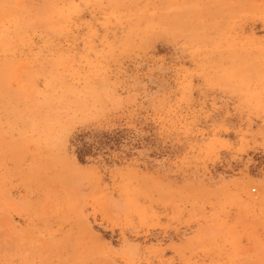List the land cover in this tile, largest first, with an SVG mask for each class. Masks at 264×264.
Here are the masks:
<instances>
[{
    "label": "rangeland",
    "instance_id": "1",
    "mask_svg": "<svg viewBox=\"0 0 264 264\" xmlns=\"http://www.w3.org/2000/svg\"><path fill=\"white\" fill-rule=\"evenodd\" d=\"M0 264H264V0H0Z\"/></svg>",
    "mask_w": 264,
    "mask_h": 264
},
{
    "label": "bare ground",
    "instance_id": "2",
    "mask_svg": "<svg viewBox=\"0 0 264 264\" xmlns=\"http://www.w3.org/2000/svg\"><path fill=\"white\" fill-rule=\"evenodd\" d=\"M14 10V9H13ZM8 12V11H7ZM13 14H14V12H13Z\"/></svg>",
    "mask_w": 264,
    "mask_h": 264
}]
</instances>
